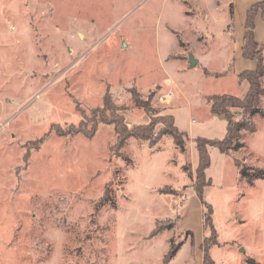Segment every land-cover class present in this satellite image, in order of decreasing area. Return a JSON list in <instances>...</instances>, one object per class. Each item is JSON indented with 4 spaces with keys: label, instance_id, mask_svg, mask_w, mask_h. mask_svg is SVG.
<instances>
[{
    "label": "rangeland",
    "instance_id": "374dc122",
    "mask_svg": "<svg viewBox=\"0 0 264 264\" xmlns=\"http://www.w3.org/2000/svg\"><path fill=\"white\" fill-rule=\"evenodd\" d=\"M232 1L243 13L264 2ZM228 2L0 0V264H164L179 243L168 264H264V179L239 174L264 173V97L254 132L239 131L227 155L209 150L201 196L190 136L181 151L168 135L120 149L112 126L91 139L55 132L77 126L106 92L128 129L151 123L155 134L174 109L183 125L191 115L204 124L206 95H243L234 73L257 62L241 53L243 25L234 17L232 31ZM253 26L264 63L260 11Z\"/></svg>",
    "mask_w": 264,
    "mask_h": 264
},
{
    "label": "trees",
    "instance_id": "16d2710c",
    "mask_svg": "<svg viewBox=\"0 0 264 264\" xmlns=\"http://www.w3.org/2000/svg\"><path fill=\"white\" fill-rule=\"evenodd\" d=\"M260 11L264 19V2L253 5L246 13L244 23V35L241 47V53L245 59L254 60L257 62V68L255 71H243L236 75L238 83H246V90L241 96L232 95H208L204 100L208 104L209 111L212 115L223 116L226 123V135L222 139H207L203 137H196L192 139L195 144V148L198 155V164L196 168V176L201 179L200 184H194L193 189L196 195L201 196L205 187L211 185V180L206 177V170L210 165L209 149L215 148L221 154H226L227 147L233 144L236 139V135L241 130H247L254 132L253 126L250 122L253 115L257 112L253 108L258 105L261 97H264V88L262 80L264 78V63L259 51L258 44L256 43L253 35V19L254 15ZM230 20L232 17V6L229 7ZM206 75L209 76L207 72ZM226 75V73L216 74L215 78H219ZM130 95L135 107L143 109L146 114L149 113L148 103L142 99L140 94L135 88H131ZM100 107L93 108L88 113H82L81 120L77 126H71L70 129L61 131L55 129V132L60 137L72 138L77 135H81L86 139H91L97 132L99 125L112 126L116 137L115 147L122 148L125 141L132 138L136 141L148 142L151 145H155L161 137L168 135L172 138L173 144L179 150H184L186 142L189 140L187 134L177 129L174 124L173 116L171 114L166 116L163 129L155 134L153 125L151 123L146 125H137L128 129L125 124L124 118L118 113L121 110L116 107L110 93L106 92L102 97ZM232 110H239L243 113V118L238 121L233 120ZM155 135V136H154ZM40 141V140H39ZM37 142L34 149H38L41 142ZM113 147V146H112ZM240 177L246 179L249 184H252L255 180L264 179V173L254 172L251 174L249 168L242 166L239 168ZM190 172V169H189ZM204 210V227L209 230L213 236L216 237V231L212 223V208L208 203H203ZM156 232V229L153 233ZM181 243L170 247L168 254L165 257L164 264H168L172 258L176 255L181 247Z\"/></svg>",
    "mask_w": 264,
    "mask_h": 264
},
{
    "label": "crops",
    "instance_id": "0c3cea01",
    "mask_svg": "<svg viewBox=\"0 0 264 264\" xmlns=\"http://www.w3.org/2000/svg\"><path fill=\"white\" fill-rule=\"evenodd\" d=\"M230 5L232 6V17H231V28H232V31H233V19H234V17L235 18L238 17L239 24L241 23L243 25V33H244V23H245V18H246L247 5H246V7H243L244 13L242 12V9H238L237 10L236 2H233L232 0H229V2L227 3V7H230ZM231 36H232V34H231ZM242 41H243V37L239 41L240 49L242 47ZM256 43L259 45L258 42H256ZM239 45L235 46V50L237 49V52L239 51L238 50V48H239L238 46ZM245 71H248V70H245ZM239 73H241V71H238L237 73H234V74L236 76V74H239ZM174 110L171 113V115L173 116V120H174L175 126L177 127V129L179 131L186 133L187 136H190L191 140L193 138L197 137L198 135H200L199 137L202 136L203 138H207V139H210V138L222 139L226 135L227 123H226L224 117L223 116H218V115H212L210 113V111H209V107L206 108V111H207L206 113L207 114H205V119H204L205 122H204V124L199 123L198 120L193 118L192 115H191L192 112H190L189 113L191 115L190 121L188 123H186V125H183V123H180V122L177 121V117H176L177 115L175 114ZM216 127H218L219 130H221V135L219 137H217V138L212 137L210 135V132L205 130L206 128H212V132H214L213 128L216 130ZM209 150L212 153L213 152L214 153H218L219 152L215 148H210ZM191 157H192V160H191ZM190 160H191L190 162H193V163H190L191 164L190 172L192 170L195 171L196 168H197V164H198V155H197V151H196V148H195V144L192 141L190 142Z\"/></svg>",
    "mask_w": 264,
    "mask_h": 264
},
{
    "label": "water",
    "instance_id": "95a60500",
    "mask_svg": "<svg viewBox=\"0 0 264 264\" xmlns=\"http://www.w3.org/2000/svg\"><path fill=\"white\" fill-rule=\"evenodd\" d=\"M195 63H196V60H194V59L192 58V56H189V66H190V67H193Z\"/></svg>",
    "mask_w": 264,
    "mask_h": 264
},
{
    "label": "built area",
    "instance_id": "2783aa9c",
    "mask_svg": "<svg viewBox=\"0 0 264 264\" xmlns=\"http://www.w3.org/2000/svg\"><path fill=\"white\" fill-rule=\"evenodd\" d=\"M167 97H168V99H167V100L165 99V101H166V102H169V99H171L172 95L169 94Z\"/></svg>",
    "mask_w": 264,
    "mask_h": 264
}]
</instances>
